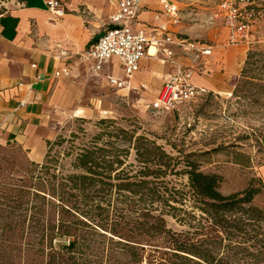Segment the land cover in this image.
I'll list each match as a JSON object with an SVG mask.
<instances>
[{"label":"rangeland","instance_id":"obj_1","mask_svg":"<svg viewBox=\"0 0 264 264\" xmlns=\"http://www.w3.org/2000/svg\"><path fill=\"white\" fill-rule=\"evenodd\" d=\"M171 1L179 8L178 30L186 38L208 44L224 40L222 0ZM252 2L253 16L248 19L245 32L248 47L243 50L245 60L248 53L254 54L249 66L251 77L264 79V0ZM12 4L13 0H0V16ZM95 79H84L74 85L67 110H46L41 119L24 131L21 142H0V264H41L50 253L49 241L52 245L56 243L48 239V249L38 253L42 227L55 225L60 220L69 225L81 217L88 219L90 215L85 213L96 207L103 210L102 217L106 215L107 226L120 219L135 221L141 212L148 213L149 222L150 217L160 216L165 228L179 236L177 243L187 253L193 251L207 259L208 264H264V193L256 196L250 206L225 215L228 223L224 232L212 226L210 218L201 210L202 206L189 191L185 175L148 178L155 198L145 203L134 202L114 187L119 183L114 179L120 167L117 164H112L110 178L103 179L107 184L103 190L86 189L85 199L67 181L68 176L82 174L76 158L92 144L109 152L104 155L106 163L112 162L113 149H117L124 166H132L126 172L134 175L138 167L134 152L130 145L115 139V136L121 139L120 131H124L126 138L131 137L133 142L143 137L162 147L175 160L172 165L178 163L176 172L191 162L199 172L219 176V192L223 196L242 192L251 180L264 184V151L258 152L253 143V137L264 133L263 109L232 98V93L211 92L172 110L153 108L155 101L148 108L144 102L128 105L114 91H104ZM100 120L112 124L102 128L97 125ZM59 139L60 144L52 147V162L44 164L49 143H57ZM218 147L223 150L214 151ZM234 153L252 156L251 165H234ZM34 189L43 193H36ZM41 207L43 211H39ZM61 207L70 212H61ZM85 230L93 253L72 254L71 263L129 264L130 259L116 244L118 238L111 239L109 233L95 234L87 227ZM146 235L149 242L138 245L142 250H136L137 259L133 264H205L191 253H177L180 258L172 257L176 252L169 245L173 246L175 239L153 231ZM111 249L116 252L110 254Z\"/></svg>","mask_w":264,"mask_h":264},{"label":"crops","instance_id":"obj_2","mask_svg":"<svg viewBox=\"0 0 264 264\" xmlns=\"http://www.w3.org/2000/svg\"><path fill=\"white\" fill-rule=\"evenodd\" d=\"M62 17L51 15L43 0H13L11 9L0 16V142H21L46 110L66 111L73 87L84 79L96 78L104 91H114L129 105L153 103L165 83L188 59L175 50V62L145 57L138 72L122 88L109 79L123 81L120 61L112 58L99 73L81 56L110 27L109 19L118 0H60ZM161 0H141L137 27L148 35L166 25L176 36L185 37L163 14ZM179 10V8H178ZM202 42V41H199ZM211 55L196 63L191 83L206 92L230 95L245 61L247 43L224 40L211 44ZM66 71L68 76L54 77Z\"/></svg>","mask_w":264,"mask_h":264},{"label":"trees","instance_id":"obj_3","mask_svg":"<svg viewBox=\"0 0 264 264\" xmlns=\"http://www.w3.org/2000/svg\"><path fill=\"white\" fill-rule=\"evenodd\" d=\"M245 1L248 3L246 9L254 11L252 0ZM253 56V53L247 54L244 67L232 92V98L248 102L247 105L250 107L256 105L264 111V79L251 77L249 72L250 61L253 59ZM108 124H112V122L100 120L97 123L102 128L107 127ZM120 133L123 137L119 139L118 136H115V139L118 142L122 141L130 145L131 150L134 152V161L138 166L137 171L134 175H129L130 172H126L127 168H131L132 166H124V161L118 158L117 149H113L112 162L106 163L103 161L104 155L109 152L98 147L97 144H92L84 149L76 158L77 168L80 169L82 174L67 177V181L71 184V189L76 190L83 199L86 197L84 195L86 189L98 188L99 192L103 190L104 185H107L103 182V179L110 178L108 173L112 168V164L120 166L118 173L114 177L119 183L115 184L114 187L119 193L129 195L131 199L136 200L134 202L138 203L152 201L155 198L153 188L150 187L152 183L147 180L148 178L158 179L168 174L185 175L188 179L189 191L202 206L201 210L210 218L212 226H218L225 232L224 226L228 223L225 215L242 210L245 206H250L256 196L264 193V184L260 180H251L248 187L242 192L223 196L219 192L221 183L219 176L205 175L199 172L195 164L191 162L184 165V169L176 172L175 166L178 163L174 162L172 165V162L175 160L169 157L162 150V147L156 146L154 142L148 141L143 137H137L133 142L130 139L131 137L126 138V132L120 131ZM253 139L258 152L259 150L264 151V133L260 137H253ZM61 141L59 139L57 143H49L50 147L45 156L44 164L52 162V147L60 144ZM222 150L223 147H218L214 151L219 152ZM128 151V149L124 151L125 155L128 154ZM252 161V156L250 155L234 153V165L249 167ZM42 168L47 169V166L43 165ZM34 190L35 192L37 191L36 193L42 192L37 189ZM43 210L41 207L39 211ZM60 211L63 213L70 212V210L66 211L64 207H61ZM77 215L81 217L80 214ZM85 215H90V217L88 219L81 217V219L69 225L60 220L55 225L42 227L40 241L37 244L38 253H44L48 249L46 245L48 239H54L56 243L52 245V242L49 241L50 253L41 261V264H75L74 262H70L72 261V258H70L72 254L77 255L80 253L86 255L87 252L93 253L94 248L91 247L89 234L85 230V227L89 230L91 229L95 234L104 235L105 233H109L112 237L111 239L118 238L119 241L116 244L119 246V250L130 259L129 264L136 262V250H142L138 245L142 242H149L146 239L148 238L146 234L149 231L163 235V237L175 239L173 246L169 245L170 248H174L171 250L176 252L173 253L172 257L180 258L177 253H191V256L208 264L207 259L197 253L193 251H188L187 253V250L177 243L179 236L165 228V222L160 216L150 217L151 221L149 222L146 220L149 217L148 213L141 212L139 219L135 221L123 222L120 219V221L113 222L114 224L111 226H107L104 223L107 217L106 215L102 217L103 210H100L99 207H96L93 211H88ZM49 234L51 236L44 240ZM115 252V249H111L110 254ZM64 258L69 261L64 260Z\"/></svg>","mask_w":264,"mask_h":264},{"label":"built area","instance_id":"obj_4","mask_svg":"<svg viewBox=\"0 0 264 264\" xmlns=\"http://www.w3.org/2000/svg\"><path fill=\"white\" fill-rule=\"evenodd\" d=\"M48 12L56 17L64 15L60 0H43ZM161 9L171 26L180 22L178 6L171 0H161ZM141 0H118L116 10L110 17V27L94 42L81 56V59L92 63V70L99 73L112 59L120 61L123 69V81L109 79V83L122 88L139 69V64L145 57L161 62H175V50L188 59L187 66L179 67L170 80L163 85L154 107L159 110H172L185 103L197 101L206 94L191 83L194 72H200L196 63L211 55V46L203 42L176 36L166 25H160L156 34L148 35L142 28L137 27V17L140 12ZM245 0H222L221 20L228 33L230 44L245 43V32L248 19L252 15L247 10ZM68 76L66 71L56 72L55 78Z\"/></svg>","mask_w":264,"mask_h":264}]
</instances>
